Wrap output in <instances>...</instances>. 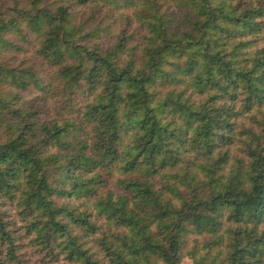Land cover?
Instances as JSON below:
<instances>
[{
  "label": "trees",
  "instance_id": "trees-1",
  "mask_svg": "<svg viewBox=\"0 0 264 264\" xmlns=\"http://www.w3.org/2000/svg\"><path fill=\"white\" fill-rule=\"evenodd\" d=\"M11 1L0 264H29L26 246L43 264H180L190 233L211 238L208 264H264V0ZM103 6L120 13L111 24ZM9 37L55 68L56 117L23 103L41 86L5 59L20 48ZM113 167L135 175L99 192Z\"/></svg>",
  "mask_w": 264,
  "mask_h": 264
},
{
  "label": "rangeland",
  "instance_id": "rangeland-1",
  "mask_svg": "<svg viewBox=\"0 0 264 264\" xmlns=\"http://www.w3.org/2000/svg\"><path fill=\"white\" fill-rule=\"evenodd\" d=\"M28 0H20V5H23ZM14 7V4L11 0H0V11L3 13L8 12L9 9ZM109 6L99 8L96 13V17L100 18L103 23H112L114 20L113 18H118L120 15L118 10H115L113 12L109 11ZM89 14V12H88ZM114 14V15H112ZM118 23L121 25V23L118 21ZM118 24L115 20V25L113 26V29L117 27ZM130 31H135L136 36L139 34V30L135 25H131L129 27ZM13 43L18 45L20 47L16 52L8 53L6 58L7 61L17 66L18 68L26 67L29 71H33L36 76L39 78L40 86L36 87H30L28 90L20 91V94L22 96L23 103L25 105L32 106L33 104L36 105L38 114L40 115L41 119L47 120V118L51 117L54 118L56 115L53 114L51 111V106L54 105L56 109H59V107L62 105L63 99H65L66 95L60 94L58 89H54L51 84H54L55 81L53 80V73L55 71L54 67H51L44 59H42L34 50L33 48V41L30 39L28 41H20L19 39H13L9 37ZM9 86L4 85L3 83H0V89H8ZM44 87V88H42ZM9 90H14V88H10ZM19 92V90H17ZM46 97L43 99V97ZM82 101H79V98L74 100V103L70 101V104L66 106L67 108H63L64 112L70 116V117H78V109L81 105ZM63 106V105H62ZM72 107V108H71ZM50 118V119H51ZM76 141H85V143L89 144V139L86 136V134L81 133L79 137L72 140V142ZM127 141L129 143V134L126 133L123 138V146L127 144ZM102 177H105L106 182L100 187L99 192H104L106 189H113L114 183L116 179L123 178V177H133L134 175H129L127 173H124L119 167H113L109 168L107 170H104L101 172ZM116 191V190H115ZM94 198H91L89 202H92ZM101 222V220H100ZM227 224V223H225ZM229 225V224H228ZM226 226V225H225ZM224 230L220 232L225 238V234L223 233ZM210 237L208 235H200L197 233H190L187 236V241L182 249V256L180 260V264H196V259H201L199 264H208L207 263V253L206 248L204 245L205 241H207ZM211 239V238H210ZM31 246H26L25 251L26 255L25 258L28 260L29 264H43L40 262V253L33 252V250L30 248ZM219 246H217L218 248ZM217 248H213L212 250H216ZM222 248V247H221ZM222 250H224L222 248ZM212 253L214 254L215 252ZM29 252V253H28ZM212 255V254H211ZM39 260V261H38ZM59 264H63L60 262Z\"/></svg>",
  "mask_w": 264,
  "mask_h": 264
}]
</instances>
